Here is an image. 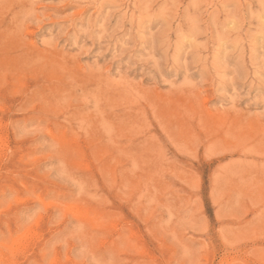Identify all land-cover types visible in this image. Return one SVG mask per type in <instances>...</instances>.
<instances>
[{"label":"rangeland","instance_id":"1","mask_svg":"<svg viewBox=\"0 0 264 264\" xmlns=\"http://www.w3.org/2000/svg\"><path fill=\"white\" fill-rule=\"evenodd\" d=\"M263 142L264 0H0V264H264Z\"/></svg>","mask_w":264,"mask_h":264},{"label":"bare ground","instance_id":"2","mask_svg":"<svg viewBox=\"0 0 264 264\" xmlns=\"http://www.w3.org/2000/svg\"><path fill=\"white\" fill-rule=\"evenodd\" d=\"M247 128H248V127H247ZM55 136H56V135H55ZM263 143H264V142H263ZM263 143H262V144H263ZM12 191H13V190H12ZM82 207H83V206H82ZM73 209H74V208H73ZM74 210H75V209H74ZM79 210H80V209H79ZM77 212H78V211H77ZM73 213H74V212H73ZM109 226H110V225H109ZM27 234H28V233H27ZM22 235H23V234H22ZM1 246H2V245H1ZM40 247H41V246H40ZM13 248H14V247H13ZM10 250H11V249H10ZM10 253H11V252H10Z\"/></svg>","mask_w":264,"mask_h":264}]
</instances>
